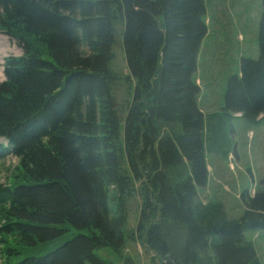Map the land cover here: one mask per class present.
I'll return each mask as SVG.
<instances>
[{"label":"trees","instance_id":"1","mask_svg":"<svg viewBox=\"0 0 264 264\" xmlns=\"http://www.w3.org/2000/svg\"><path fill=\"white\" fill-rule=\"evenodd\" d=\"M206 14V0H0V28L24 48L0 83V161L19 159L0 183L4 264H110L97 249L136 239L162 264H261L246 231L264 229V179L239 218L199 189L207 142L223 150L234 114H264V0L258 57H242L207 120Z\"/></svg>","mask_w":264,"mask_h":264},{"label":"rangeland","instance_id":"2","mask_svg":"<svg viewBox=\"0 0 264 264\" xmlns=\"http://www.w3.org/2000/svg\"><path fill=\"white\" fill-rule=\"evenodd\" d=\"M206 3L208 32L202 44L196 79L202 88L199 103L207 120L208 114L224 106L227 78L238 69L240 56L257 57L261 0H206ZM115 52L116 65L128 72L121 38ZM23 54L21 42L0 28V83L5 80L7 59ZM238 114L233 115L228 126L223 150L213 151L207 142L209 180L207 186L199 189L203 202L222 203L231 218H239L244 213L241 193L245 189L254 193L263 186L264 179V114L256 123L247 122ZM205 134L209 137L210 131L207 129ZM4 156L0 161V183L9 184L19 159L11 153ZM138 204L139 200L130 204L129 227L132 230L137 226ZM246 235L254 242L261 264H264V229H250ZM96 253L110 264H162L138 239L128 242L121 255L111 247L99 248ZM0 264H4L1 256Z\"/></svg>","mask_w":264,"mask_h":264},{"label":"crops","instance_id":"3","mask_svg":"<svg viewBox=\"0 0 264 264\" xmlns=\"http://www.w3.org/2000/svg\"><path fill=\"white\" fill-rule=\"evenodd\" d=\"M200 55H201V53H200ZM200 55H199V58H200ZM243 56H244V55H241V56H240L238 69H237L236 71H234L235 74H238V73L240 72V63H241V59H242ZM198 69H199V65H198ZM200 86H201V85H200ZM255 123H256V122H255Z\"/></svg>","mask_w":264,"mask_h":264}]
</instances>
